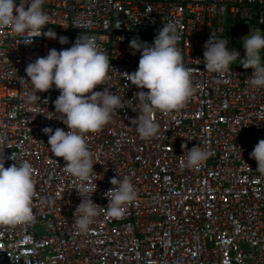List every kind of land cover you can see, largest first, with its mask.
Wrapping results in <instances>:
<instances>
[{
	"label": "built area",
	"instance_id": "1",
	"mask_svg": "<svg viewBox=\"0 0 264 264\" xmlns=\"http://www.w3.org/2000/svg\"><path fill=\"white\" fill-rule=\"evenodd\" d=\"M43 8L50 17L43 31L53 29L56 39L0 27V153L5 167L30 162L36 185L33 219L0 225V264H264V173L250 156L264 139V89L250 86L253 69L240 58L223 75L208 71L203 59L212 35L245 57L238 32L264 34V0H45ZM164 23L181 34L177 46L192 69L193 95L178 110L154 111L160 131L149 139L131 123L138 111L116 109L103 128L84 134L96 163L89 179L68 174L43 132L68 131L55 113L60 92L53 85L26 104L35 92L26 66L87 33L110 61L95 90L132 100L141 89L124 72L138 68L141 53L133 54L130 41L153 43ZM60 36L69 43L62 45ZM184 143L213 155L187 167ZM13 153L17 161L8 159ZM119 174L131 179L136 197L122 216L110 217L105 193ZM77 188L104 207L87 232L73 221L82 200Z\"/></svg>",
	"mask_w": 264,
	"mask_h": 264
},
{
	"label": "clouds",
	"instance_id": "2",
	"mask_svg": "<svg viewBox=\"0 0 264 264\" xmlns=\"http://www.w3.org/2000/svg\"><path fill=\"white\" fill-rule=\"evenodd\" d=\"M44 2L19 0L17 4V0H0V27H10L12 31L32 39L41 36L42 32L44 36L56 39L57 33L53 29L43 31L50 20L43 8ZM32 39L27 43H31ZM180 39L176 25L164 23L153 43L137 38L130 41L133 54L141 53L138 68L132 73L124 72L125 80L141 89L132 100H122L107 88L95 90L107 78L110 61L96 40L87 33L82 32L71 47L61 50L52 48L46 56L37 57L26 66L28 80L35 89L26 96V104H33L39 96L38 92L48 91L53 85L60 92L54 101L55 113L67 125L68 131L45 127L43 132L48 135L52 154L64 159V170L68 174L84 181L89 179L96 163L84 134L103 128L111 121L116 109L131 107L133 111H138V117L131 123L142 138L149 139L160 131L159 123L153 118L154 111L170 113L185 105L195 88L192 69L186 67L177 46ZM242 39L246 50L243 58L238 50L228 48L224 38L212 35L204 46L205 68L223 75L240 58L243 68L253 69L249 77L250 86L264 89V34L251 30ZM59 42L68 44L69 38L60 36ZM182 148L183 159L190 168L198 167L213 155L200 144L189 149L184 143ZM250 156L257 161V170L264 173V139L259 140ZM8 159L17 161L14 153ZM33 177L34 169L30 162L25 160L5 167V154L0 153V225H17L33 219L32 202L36 194ZM110 183L114 187L105 193L109 200L106 215L120 217L124 214V205L135 199L136 190L128 176L121 177L119 174L111 178ZM77 189L82 200L76 207L73 221L79 231L87 232L104 207L82 195L87 188Z\"/></svg>",
	"mask_w": 264,
	"mask_h": 264
},
{
	"label": "rangeland",
	"instance_id": "3",
	"mask_svg": "<svg viewBox=\"0 0 264 264\" xmlns=\"http://www.w3.org/2000/svg\"><path fill=\"white\" fill-rule=\"evenodd\" d=\"M250 32H251V30L250 31H240V32H238V38H239L240 44H243V39L242 38L247 36ZM252 32L253 33L260 32L262 34L261 30H259L258 28L252 29ZM38 232L39 233H44L45 232V228L44 227L38 228Z\"/></svg>",
	"mask_w": 264,
	"mask_h": 264
}]
</instances>
